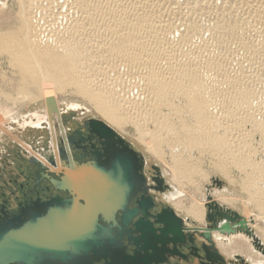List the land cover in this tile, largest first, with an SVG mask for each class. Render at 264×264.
<instances>
[{"label":"bare ground","instance_id":"6f19581e","mask_svg":"<svg viewBox=\"0 0 264 264\" xmlns=\"http://www.w3.org/2000/svg\"><path fill=\"white\" fill-rule=\"evenodd\" d=\"M9 1L0 0V67L11 66V83L0 82L1 145L40 138L70 94L142 153L128 139L135 130L183 203L176 213L204 219L215 202L246 216L264 245V113L253 111L250 69L264 76V0ZM18 70L32 79L17 83ZM218 177L234 193L211 191ZM235 246L264 264L249 243Z\"/></svg>","mask_w":264,"mask_h":264},{"label":"flooded vegetation","instance_id":"af4514ba","mask_svg":"<svg viewBox=\"0 0 264 264\" xmlns=\"http://www.w3.org/2000/svg\"><path fill=\"white\" fill-rule=\"evenodd\" d=\"M62 96L76 98L70 94ZM7 98L6 106L14 110ZM64 103L66 109L60 107L58 122L52 121V127L47 129L42 126L46 129L43 138L26 136L19 144H0V222L18 217L37 200L67 197V192L56 190L47 179H61L51 168L69 166L73 161L88 168L101 165L106 173L119 161H130L133 170L127 182L132 189L122 200V208L107 222L100 217L99 226H94L113 246L107 249L103 244V251H97L86 264H257L248 257V251L233 253L236 241L247 246L249 243V247L259 251L251 236V231L255 232L243 224L241 216L237 218V213L215 202L207 204L204 219L190 220L176 213L174 206L182 201L176 200V193L170 194L168 178L154 162H147L143 152L133 149L124 139L102 131L96 125L97 116L83 115L88 111L83 104ZM68 186L75 189L77 185ZM22 256L24 260L19 264H61L69 260V255L58 253L47 260L39 252ZM6 262V257H0V264Z\"/></svg>","mask_w":264,"mask_h":264},{"label":"water","instance_id":"95a60500","mask_svg":"<svg viewBox=\"0 0 264 264\" xmlns=\"http://www.w3.org/2000/svg\"><path fill=\"white\" fill-rule=\"evenodd\" d=\"M49 118L53 121L51 113ZM96 125L123 141L124 138L106 123L96 120ZM16 126L22 128L19 123ZM132 170L130 161H119L106 173L101 165L88 168L73 161L69 166L51 168L50 171L61 179H47L56 190L67 192V197H53L47 202L37 200L31 209L22 211L18 217L0 222V257L7 258L6 264H19L26 252H39L45 260L58 253L69 255L68 262L65 260L61 264H86L97 251H103V244L107 249L111 248L113 245L105 234L94 226H99L100 217L107 222L108 217L122 208V200L132 189L127 182ZM69 183L77 186L74 189L68 186ZM242 221L244 224V218ZM251 236L256 241L257 251L264 257L261 240L252 231Z\"/></svg>","mask_w":264,"mask_h":264},{"label":"rangeland","instance_id":"374dc122","mask_svg":"<svg viewBox=\"0 0 264 264\" xmlns=\"http://www.w3.org/2000/svg\"><path fill=\"white\" fill-rule=\"evenodd\" d=\"M12 0H10L9 2H8V5L9 6H12L11 5V2ZM181 2H183V0L181 1ZM93 53H95L96 54V52H93ZM254 56H257V55H254ZM258 62H259V57H257V58H255L253 61H252V64H251V66H257V65H259L258 64ZM4 64H5V62H4ZM11 68V66H10V63L9 62H6V65L3 67L2 66V68L0 67V77H1V80H0V82L2 83V81H5L6 83H11L8 79H5L6 77H9V75H10V72L11 71H9V69ZM16 68H14V71H16L15 70ZM250 69H251V75H252V77H251V83L253 84V88H252V91H253V93L255 94V96L257 97V99H253L254 100V102H253V106H254V108H253V111H255L256 113H264V103H262V102H264V76L263 75H261V72H262V70L260 69V71L259 70H257V69H255V71H253V69L254 68H251L250 67ZM7 72V73H6ZM259 72V73H258ZM6 74V75H5ZM5 75V76H4ZM18 75L20 76L18 79H17V83H19V82H21V83H26V80H31L32 79V76H29L28 75V73L27 72H25V71H20V70H18ZM12 78V77H11ZM5 83V84H6ZM16 83V84H17ZM5 84L3 85V87L5 86ZM5 88V87H4ZM7 90H9L8 88H6ZM5 89V90H6ZM260 98V99H259ZM60 100V103H61V108L62 109H66V104L62 101V100H66V99H59ZM66 101H72V102H75V101H77L78 103H80V104H83L86 108H87V114H83L84 116H88V117H90L91 115H95L96 116V114L91 110V108H90V106H88V105H86L84 102H82V101H80L79 99H73V100H70V99H68V100H66ZM256 102H257V104L258 105H256ZM255 105H256V107H255ZM3 107H4V105H3V103H1L0 102V110L1 109H3ZM44 107H45V105L43 104V103H41V104H39V105H36V104H33L30 108H28V109H25V110H23L22 111V114H20L16 119H18V120H16L18 123H19V125H23L22 123L24 122V120H26V119H28L29 121L31 120V117L33 118V114H41V112H42V110L44 109ZM260 109H259V108ZM257 111H259V112H257ZM260 113V114H261ZM82 115V116H83ZM12 121H14V120H12ZM11 121V122H12ZM10 123V122H9ZM8 127V126H7ZM131 130V133H132V135L134 134V132H135V130H132V129H130ZM129 136V140L132 142V143H134V144H136L139 148H140V150H142L144 153H145V147H143V145H141L140 144V142H138L137 141V139H136V137L133 135V136ZM41 138H43V137H41ZM146 158H147V162L149 161V162H154V163H152V164H155V165H158L159 167H160V164H159V162H157L154 158H152L151 156H147L146 155ZM164 163L166 162L165 161V159H161ZM161 168H162V172H164L165 173V175H166V171L164 170V167L163 166H161ZM168 176V175H167ZM167 176H166V178H167ZM219 178V177H218ZM219 180H221V183H222V185H221V187H211V191L212 190H214V189H217V190H219L220 191V189H222L223 191H225V193H234L233 192V189L226 183V180H224V179H221V178H219ZM169 184V183H168ZM234 188H235V190L237 191V196L238 195H241V194H243L241 191H240V187H239V185H236V187L234 186ZM170 194L171 193H175V189L173 188V187H171L170 188ZM237 212H239L240 214L241 213H244V212H242V210H237ZM243 217H246V216H244L243 215ZM250 219H252V217H249ZM248 217H247V220H250ZM252 223V222H251Z\"/></svg>","mask_w":264,"mask_h":264}]
</instances>
